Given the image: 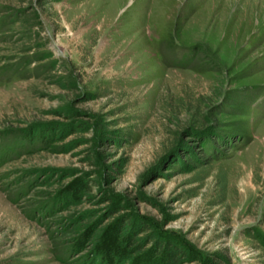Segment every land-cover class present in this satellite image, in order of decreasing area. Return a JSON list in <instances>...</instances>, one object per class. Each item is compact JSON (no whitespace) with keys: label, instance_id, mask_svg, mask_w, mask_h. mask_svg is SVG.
Segmentation results:
<instances>
[{"label":"rangeland","instance_id":"obj_1","mask_svg":"<svg viewBox=\"0 0 264 264\" xmlns=\"http://www.w3.org/2000/svg\"><path fill=\"white\" fill-rule=\"evenodd\" d=\"M120 218L264 264V0H0V264H109Z\"/></svg>","mask_w":264,"mask_h":264},{"label":"trees","instance_id":"obj_2","mask_svg":"<svg viewBox=\"0 0 264 264\" xmlns=\"http://www.w3.org/2000/svg\"><path fill=\"white\" fill-rule=\"evenodd\" d=\"M71 188V189H70ZM74 188V189H72ZM86 186L83 184L73 183L68 190H73L76 194L77 191H85ZM108 200V198H106ZM115 207V205H112ZM112 212L115 208L111 209ZM110 211V212H111ZM111 212V213H112ZM121 218L116 219L114 222L106 224L97 235L94 244V252L98 253L101 258L109 264L116 262L130 260L132 264H177L178 256L173 253V250L166 244L154 243L152 248L139 253L143 249V241H137L132 238L128 233L122 232L120 226ZM92 225L86 227L85 232L77 239L80 243L89 236ZM145 229L141 230L144 231ZM152 237L148 236L146 241H152ZM138 255H134L137 254Z\"/></svg>","mask_w":264,"mask_h":264}]
</instances>
